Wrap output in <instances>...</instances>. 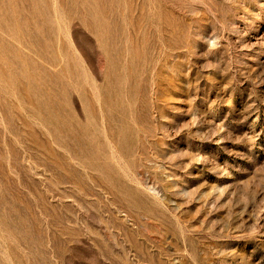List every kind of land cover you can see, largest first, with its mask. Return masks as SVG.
<instances>
[{
  "label": "rangeland",
  "instance_id": "1",
  "mask_svg": "<svg viewBox=\"0 0 264 264\" xmlns=\"http://www.w3.org/2000/svg\"><path fill=\"white\" fill-rule=\"evenodd\" d=\"M0 264H264V0H0Z\"/></svg>",
  "mask_w": 264,
  "mask_h": 264
}]
</instances>
